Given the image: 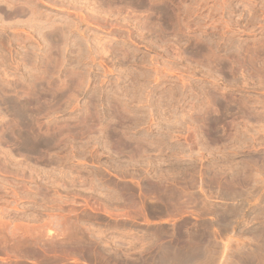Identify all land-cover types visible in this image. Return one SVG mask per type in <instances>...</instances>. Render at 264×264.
I'll use <instances>...</instances> for the list:
<instances>
[{"label":"rangeland","instance_id":"1","mask_svg":"<svg viewBox=\"0 0 264 264\" xmlns=\"http://www.w3.org/2000/svg\"><path fill=\"white\" fill-rule=\"evenodd\" d=\"M0 264H264V0H0Z\"/></svg>","mask_w":264,"mask_h":264},{"label":"bare ground","instance_id":"2","mask_svg":"<svg viewBox=\"0 0 264 264\" xmlns=\"http://www.w3.org/2000/svg\"><path fill=\"white\" fill-rule=\"evenodd\" d=\"M184 252H186V251H184ZM180 254V253H179ZM181 254H183V253H181Z\"/></svg>","mask_w":264,"mask_h":264}]
</instances>
